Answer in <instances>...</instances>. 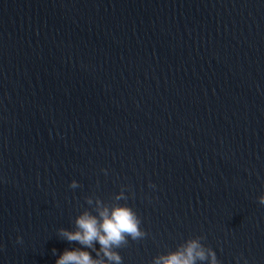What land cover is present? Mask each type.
<instances>
[{
    "label": "water",
    "instance_id": "obj_1",
    "mask_svg": "<svg viewBox=\"0 0 264 264\" xmlns=\"http://www.w3.org/2000/svg\"><path fill=\"white\" fill-rule=\"evenodd\" d=\"M260 197L264 0H0V264H114L60 235L97 202L140 220L122 264H264Z\"/></svg>",
    "mask_w": 264,
    "mask_h": 264
},
{
    "label": "clouds",
    "instance_id": "obj_2",
    "mask_svg": "<svg viewBox=\"0 0 264 264\" xmlns=\"http://www.w3.org/2000/svg\"><path fill=\"white\" fill-rule=\"evenodd\" d=\"M102 171L106 174V170ZM69 186L75 188L78 182L72 180ZM149 186L155 187L151 184ZM121 198L122 196H117V199ZM97 203V215L89 212L82 213L75 220L76 231L60 229V235L68 241L79 242L85 248H93L95 241L100 245L99 250L93 248L97 256L102 253L108 262L122 264L121 257L112 249L124 243L126 237L137 239L144 235L140 229V220L135 211L127 205L118 204L109 208L100 205V202ZM259 203L264 204V197L259 198ZM17 243H22L19 236ZM206 258L209 264H218L213 251L209 250L206 254L197 241L191 240L187 241L182 248L155 258L154 264H195L197 259ZM55 264H105V261L94 259L88 251L82 249H66L56 258Z\"/></svg>",
    "mask_w": 264,
    "mask_h": 264
}]
</instances>
